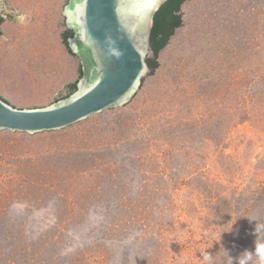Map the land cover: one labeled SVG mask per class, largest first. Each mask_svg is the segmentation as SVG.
I'll list each match as a JSON object with an SVG mask.
<instances>
[{
	"label": "rangeland",
	"instance_id": "obj_1",
	"mask_svg": "<svg viewBox=\"0 0 264 264\" xmlns=\"http://www.w3.org/2000/svg\"><path fill=\"white\" fill-rule=\"evenodd\" d=\"M66 0H0V97L69 93ZM126 105L0 131V264H239L264 238V0H188ZM257 227V232H256Z\"/></svg>",
	"mask_w": 264,
	"mask_h": 264
},
{
	"label": "water",
	"instance_id": "obj_2",
	"mask_svg": "<svg viewBox=\"0 0 264 264\" xmlns=\"http://www.w3.org/2000/svg\"><path fill=\"white\" fill-rule=\"evenodd\" d=\"M167 0H66L62 24L71 31L68 48L78 57L81 77L68 97L45 107L18 109L0 97V131H56L104 110L126 105L153 58V17ZM154 4V6H152ZM182 14V13H180ZM74 83H66L69 86Z\"/></svg>",
	"mask_w": 264,
	"mask_h": 264
},
{
	"label": "trees",
	"instance_id": "obj_3",
	"mask_svg": "<svg viewBox=\"0 0 264 264\" xmlns=\"http://www.w3.org/2000/svg\"><path fill=\"white\" fill-rule=\"evenodd\" d=\"M186 1L188 0H167L155 13L150 31V44L153 52V58L147 59V64L151 70L149 75H152L159 66L157 59L160 51L169 43L175 30L181 27L182 20L180 17V8ZM62 37L64 44L67 46L68 52L72 56H75L68 48L67 43L68 39L72 37L71 31L68 30L67 32H64ZM81 75L82 72L80 69L79 78ZM76 85L77 82L69 86L70 91L66 97L70 96L76 90Z\"/></svg>",
	"mask_w": 264,
	"mask_h": 264
},
{
	"label": "clouds",
	"instance_id": "obj_4",
	"mask_svg": "<svg viewBox=\"0 0 264 264\" xmlns=\"http://www.w3.org/2000/svg\"><path fill=\"white\" fill-rule=\"evenodd\" d=\"M256 227V232H257ZM239 264H264V238L255 242L254 251H245L238 258ZM202 261L204 264H214L213 256L206 252L202 253Z\"/></svg>",
	"mask_w": 264,
	"mask_h": 264
},
{
	"label": "snow or ice",
	"instance_id": "obj_5",
	"mask_svg": "<svg viewBox=\"0 0 264 264\" xmlns=\"http://www.w3.org/2000/svg\"><path fill=\"white\" fill-rule=\"evenodd\" d=\"M152 6H154V4Z\"/></svg>",
	"mask_w": 264,
	"mask_h": 264
}]
</instances>
